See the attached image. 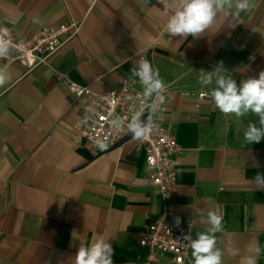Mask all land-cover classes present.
<instances>
[{"label":"crops","instance_id":"crops-1","mask_svg":"<svg viewBox=\"0 0 264 264\" xmlns=\"http://www.w3.org/2000/svg\"><path fill=\"white\" fill-rule=\"evenodd\" d=\"M253 5L183 40L166 31L174 0H0V28L17 37L79 24L48 65L27 70L0 61L11 74L0 88V264H74L79 244L99 236H109L113 264L143 263L147 249L138 239L161 212L144 150L131 138L89 145L80 134L84 98L64 81L104 93L129 78L143 52L166 84V126L179 145L172 223L179 218L195 237L206 230L208 211H219L223 264H241L250 243L264 249V191L254 183L264 174V140L245 145L242 134L257 118L225 116L198 83L200 71L221 62L238 84L264 71V0ZM154 264L175 262L166 252ZM182 264H193L191 248Z\"/></svg>","mask_w":264,"mask_h":264},{"label":"clouds","instance_id":"clouds-1","mask_svg":"<svg viewBox=\"0 0 264 264\" xmlns=\"http://www.w3.org/2000/svg\"><path fill=\"white\" fill-rule=\"evenodd\" d=\"M174 4L175 10L167 18L166 31L171 37H180L183 40L188 36L199 38L216 25L217 21L221 25L228 23L231 19L238 18L240 13L250 12L254 6L253 0H174ZM33 23L42 24L43 20L34 17ZM234 26L235 24H229V27ZM13 51L9 30L0 28V60H7ZM226 72L222 62L218 63L211 70L200 71L198 83L210 89L209 95L214 106L225 116H255L256 122H249L242 130L243 141L245 145L259 143L264 140V71H260L256 77L242 80L239 84L231 74L226 75ZM129 79L139 82L144 98H155L158 105L165 103L166 84L147 59H141L130 69ZM10 80L9 71L0 68V88H4ZM86 111L91 113L92 108ZM110 115L111 127L116 130L126 127L127 133L134 140L142 141L153 131V124L142 118L143 109L133 112L127 122L115 114V110ZM98 147L103 148L105 144L101 142ZM254 183L257 190L264 191V174L257 172ZM203 222L207 225L205 231L197 232L195 237L191 232L183 236L185 243L191 248L193 264H223L225 252L217 247L216 238L217 233L224 231L223 216L217 210H209ZM176 223H180L179 218ZM108 238L109 236H99L91 243H80L74 256V264H113L114 250ZM245 251L246 255L243 256L241 264H257L264 249L255 242L247 245ZM227 252L232 257L240 255L237 247H228Z\"/></svg>","mask_w":264,"mask_h":264},{"label":"built area","instance_id":"built-area-1","mask_svg":"<svg viewBox=\"0 0 264 264\" xmlns=\"http://www.w3.org/2000/svg\"><path fill=\"white\" fill-rule=\"evenodd\" d=\"M78 30V23L64 22L57 27L42 26L25 38L17 37L9 31L14 51L7 60L0 61L18 62L27 70L48 65L51 56L66 40L75 36ZM139 58L146 59L145 52L139 54ZM64 81L76 98H84L80 134L93 148H101L98 147L101 142L105 144L103 148H107L127 134L126 127L119 130L111 127L110 114L113 110L127 122L133 112L143 109L145 120L153 124V131L149 136L142 141L135 140L144 150L149 179L157 187L161 202V212L147 224L145 233L138 239L139 245L147 249V256L142 264H154L158 256L166 252L173 256L175 264H182L190 251L183 236L191 232V227L183 223H172L175 212L171 207V198L177 181L172 156L179 150V145L175 136L167 129L166 106L158 105L154 98H144L143 90L136 88L139 82L135 79L123 78L119 86L104 93L96 92L88 85ZM205 95L204 92L198 93L199 97ZM88 108H92L91 113L86 111Z\"/></svg>","mask_w":264,"mask_h":264},{"label":"water","instance_id":"water-1","mask_svg":"<svg viewBox=\"0 0 264 264\" xmlns=\"http://www.w3.org/2000/svg\"><path fill=\"white\" fill-rule=\"evenodd\" d=\"M149 99H152L151 97H149ZM143 119H145V115L143 116ZM131 137H130V134L129 133H127L125 136H123L117 143L119 144V143H122V142H124L125 140H127V139H130Z\"/></svg>","mask_w":264,"mask_h":264}]
</instances>
